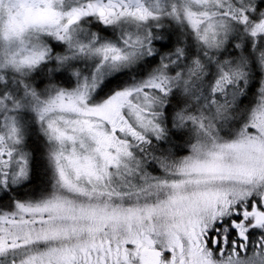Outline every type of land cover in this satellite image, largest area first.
<instances>
[{
    "label": "snow or ice",
    "instance_id": "obj_1",
    "mask_svg": "<svg viewBox=\"0 0 264 264\" xmlns=\"http://www.w3.org/2000/svg\"><path fill=\"white\" fill-rule=\"evenodd\" d=\"M0 264H264V0H0Z\"/></svg>",
    "mask_w": 264,
    "mask_h": 264
}]
</instances>
